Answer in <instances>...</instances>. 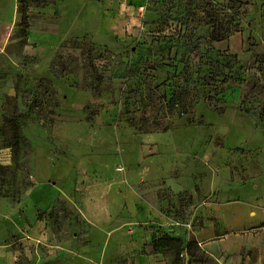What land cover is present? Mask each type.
<instances>
[{"label":"rangeland","instance_id":"374dc122","mask_svg":"<svg viewBox=\"0 0 264 264\" xmlns=\"http://www.w3.org/2000/svg\"><path fill=\"white\" fill-rule=\"evenodd\" d=\"M252 197L264 0H0V264H131L104 250L137 233L199 256L153 211Z\"/></svg>","mask_w":264,"mask_h":264},{"label":"crops","instance_id":"0c3cea01","mask_svg":"<svg viewBox=\"0 0 264 264\" xmlns=\"http://www.w3.org/2000/svg\"><path fill=\"white\" fill-rule=\"evenodd\" d=\"M228 194L234 195L233 189ZM190 209L186 225H177L176 219L155 211L150 219L160 222L171 239L191 241L199 256L184 247L180 260H175V253L171 260L157 246L159 239L144 244L138 233L131 242L116 235L115 244L107 245L104 253L119 254L122 259L130 257L131 264H264V200L252 197L246 201L231 198L219 203L204 201Z\"/></svg>","mask_w":264,"mask_h":264},{"label":"trees","instance_id":"16d2710c","mask_svg":"<svg viewBox=\"0 0 264 264\" xmlns=\"http://www.w3.org/2000/svg\"><path fill=\"white\" fill-rule=\"evenodd\" d=\"M167 239H171V238H169V237H167ZM176 252H175V260H180V252H181V250L183 249V248H180L179 247V244H176Z\"/></svg>","mask_w":264,"mask_h":264}]
</instances>
